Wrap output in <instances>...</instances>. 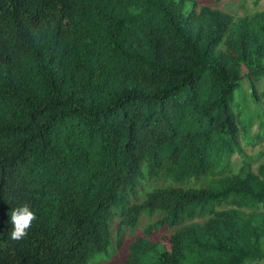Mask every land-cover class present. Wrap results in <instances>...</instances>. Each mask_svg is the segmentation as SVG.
<instances>
[{
    "label": "trees",
    "instance_id": "16d2710c",
    "mask_svg": "<svg viewBox=\"0 0 264 264\" xmlns=\"http://www.w3.org/2000/svg\"><path fill=\"white\" fill-rule=\"evenodd\" d=\"M220 1L0 0V264L264 260V9Z\"/></svg>",
    "mask_w": 264,
    "mask_h": 264
},
{
    "label": "rangeland",
    "instance_id": "374dc122",
    "mask_svg": "<svg viewBox=\"0 0 264 264\" xmlns=\"http://www.w3.org/2000/svg\"><path fill=\"white\" fill-rule=\"evenodd\" d=\"M216 6L224 10L230 11L236 15H240L246 12H252L259 9H264V0H260L258 5H254L252 0H248L245 6H241L239 2L235 0H222L219 3H217ZM243 144L249 153H254L259 149L257 139H253L252 141H243ZM259 163H264V153L258 161L252 164V167L256 169ZM240 165H241V157L238 154H235L232 158L230 169L233 172H235L239 169ZM130 236L131 234L129 233L125 237L124 242L120 247L121 249L125 250V242L130 238ZM248 264H264V260L250 262Z\"/></svg>",
    "mask_w": 264,
    "mask_h": 264
},
{
    "label": "clouds",
    "instance_id": "9594fccd",
    "mask_svg": "<svg viewBox=\"0 0 264 264\" xmlns=\"http://www.w3.org/2000/svg\"><path fill=\"white\" fill-rule=\"evenodd\" d=\"M34 220H36V214L32 211L28 203H22L19 206L13 207L10 213V221L12 224L10 238L17 241L24 239ZM144 223V218H141L134 233H139ZM112 247L113 252L120 249L121 245H114Z\"/></svg>",
    "mask_w": 264,
    "mask_h": 264
}]
</instances>
